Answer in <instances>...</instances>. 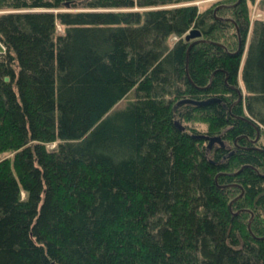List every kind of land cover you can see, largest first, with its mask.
Returning a JSON list of instances; mask_svg holds the SVG:
<instances>
[{
  "label": "trees",
  "instance_id": "obj_1",
  "mask_svg": "<svg viewBox=\"0 0 264 264\" xmlns=\"http://www.w3.org/2000/svg\"><path fill=\"white\" fill-rule=\"evenodd\" d=\"M190 1L0 0V264H264V19Z\"/></svg>",
  "mask_w": 264,
  "mask_h": 264
},
{
  "label": "rangeland",
  "instance_id": "obj_2",
  "mask_svg": "<svg viewBox=\"0 0 264 264\" xmlns=\"http://www.w3.org/2000/svg\"><path fill=\"white\" fill-rule=\"evenodd\" d=\"M236 1L238 0H193V1H190V2H187V3H183V4H180V5H167V6H156V7H149V8H138V7H135L133 8L132 10H137V11H145V10H151V9H164V8H174V7H179V6H182V5H187V6H195L197 8V11L198 12H203L205 9L207 8H212L214 10H217L216 8L218 7H221L223 5H228L229 7L234 4ZM239 1H242V0H239ZM245 3H246V11H247V15H248V18H249V21H250V24L253 23V21L255 19L257 20H260V19H264V11H263V8L260 6V2L261 0H244ZM238 3V2H236ZM85 9L82 8V7H77V8H63L61 10H57V11H61V12H80V11H84ZM223 16H227V14H229L228 12H223L221 13ZM227 19V18H225ZM196 29V28H195ZM58 32H61V27H58L57 28ZM188 32H186L187 34ZM251 33V25L249 26V34H248V37L245 41V45H244V50L247 51V48H248V45H249V41H250V38H249V35ZM185 34V35H186ZM184 35V37H185ZM202 39V38H201ZM177 40L176 37H173L169 40L168 44L170 46H172L175 41ZM224 39H221V41H223ZM234 42H236L234 40ZM238 44H235L232 46L233 49H236L237 50V47ZM235 50V51H236ZM243 50V55H242V62H243V59L245 57V51ZM242 90V89H240ZM243 94V90L241 92ZM129 97V96H128ZM194 124L195 127H197V129L199 131H205L206 128L204 127V125L202 124H199L197 122H194V123H188V125H191ZM264 138V136H263ZM263 144H264V139L262 140ZM214 144H217V143H214ZM50 147H53V146H50Z\"/></svg>",
  "mask_w": 264,
  "mask_h": 264
},
{
  "label": "flooded vegetation",
  "instance_id": "obj_3",
  "mask_svg": "<svg viewBox=\"0 0 264 264\" xmlns=\"http://www.w3.org/2000/svg\"><path fill=\"white\" fill-rule=\"evenodd\" d=\"M231 88L236 92V99H234L229 106V110L233 107H235L237 104L241 103L243 99V94L241 93L239 86H235L234 88L231 86ZM230 88V89H231ZM240 92V93H239ZM231 94L229 95V98H231ZM234 118L242 121H247L249 124H251L247 119L241 117V116H235ZM250 128L252 129L251 135H248L246 133H242L237 135V137H234V139L229 140L231 138V134L225 135L222 134L220 139L223 142V147H221L218 143L213 144L210 149H212L215 145L219 146L220 148L229 151L228 155H232L235 152H240V153H245V152H259L262 153L264 152L263 148V142L262 140L264 139V132L263 129L260 126L257 125H249ZM230 128L228 127L226 131H228ZM209 150V149H208Z\"/></svg>",
  "mask_w": 264,
  "mask_h": 264
},
{
  "label": "water",
  "instance_id": "obj_4",
  "mask_svg": "<svg viewBox=\"0 0 264 264\" xmlns=\"http://www.w3.org/2000/svg\"><path fill=\"white\" fill-rule=\"evenodd\" d=\"M223 7H229V6L228 5H223ZM218 19L219 20H227L225 18H218ZM237 35H238V32H237ZM238 38H239V35H238ZM184 40H185V42H190L189 46L187 48V52H186V65H185L186 68H187V60H188L189 51H190V49L192 48L193 45H195L197 43H213L214 45H220L219 43H214V42H211V41H207V40L201 39V32L198 29H195V28H192V29H190L188 31V33L184 37ZM240 49H241V43H240V39H239L237 50L234 52V54L239 53ZM186 73H187V69H186ZM211 103H220V100L216 99V98H211V99H208V100H205V101H195V100H190V99H183V100H180L177 104L178 105H180V104H192V105L197 106V107H204V106H207V105H209ZM251 124L255 125L253 123H251ZM175 126H177L180 130H183V127L178 125V123H176ZM203 138L207 140V148L208 149L214 143H218L221 147H223V142H222V140L220 139L219 136L203 137Z\"/></svg>",
  "mask_w": 264,
  "mask_h": 264
}]
</instances>
